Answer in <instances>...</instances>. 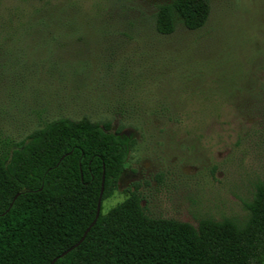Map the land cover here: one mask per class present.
I'll list each match as a JSON object with an SVG mask.
<instances>
[{
  "label": "rangeland",
  "instance_id": "rangeland-1",
  "mask_svg": "<svg viewBox=\"0 0 264 264\" xmlns=\"http://www.w3.org/2000/svg\"><path fill=\"white\" fill-rule=\"evenodd\" d=\"M170 1L0 0V138L110 122L129 147L102 213L136 186L149 216L242 222L264 184V0H209L162 36Z\"/></svg>",
  "mask_w": 264,
  "mask_h": 264
},
{
  "label": "trees",
  "instance_id": "trees-1",
  "mask_svg": "<svg viewBox=\"0 0 264 264\" xmlns=\"http://www.w3.org/2000/svg\"><path fill=\"white\" fill-rule=\"evenodd\" d=\"M209 0H171L157 7L162 36L176 20L202 28ZM127 139L110 122L57 118L12 143L0 138V264H264V184L258 183L238 222L204 217L196 226L152 217L142 196H128L100 214L74 245L124 170Z\"/></svg>",
  "mask_w": 264,
  "mask_h": 264
},
{
  "label": "water",
  "instance_id": "water-1",
  "mask_svg": "<svg viewBox=\"0 0 264 264\" xmlns=\"http://www.w3.org/2000/svg\"><path fill=\"white\" fill-rule=\"evenodd\" d=\"M102 191H103V179H102V183H101V190H100V194H99V198L96 204V211H95V216L94 219L92 220V222L90 223V225L84 230L82 236L80 237V239L74 244L72 245L70 248H68L66 251H64L61 255H64L65 253H67L68 251H70L72 248L78 246L79 243H81L85 237V235L87 234V232L89 231L90 227L96 222V219L98 218L100 211H101V195H102ZM57 259L54 258L50 264H53L54 261Z\"/></svg>",
  "mask_w": 264,
  "mask_h": 264
}]
</instances>
